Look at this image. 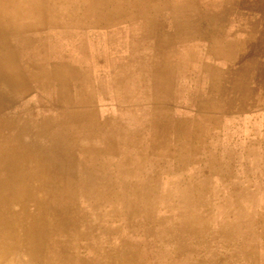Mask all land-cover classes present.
Instances as JSON below:
<instances>
[{
    "label": "rangeland",
    "instance_id": "1",
    "mask_svg": "<svg viewBox=\"0 0 264 264\" xmlns=\"http://www.w3.org/2000/svg\"><path fill=\"white\" fill-rule=\"evenodd\" d=\"M34 4L38 15L29 13ZM0 5V264H63L32 246L31 230L44 215L38 201L52 198L44 181L57 159L68 162L73 181L61 198L78 217L72 236H61L72 242L63 246L66 264H264V77H254L247 100L246 91L233 98L231 87L244 86L223 75L221 101L186 117L167 106L182 69L165 36L214 35L213 0ZM135 22L142 35L126 32L123 53L117 30ZM207 87L217 92L219 76L209 75ZM233 102L254 105L256 115L236 127L226 113Z\"/></svg>",
    "mask_w": 264,
    "mask_h": 264
},
{
    "label": "crops",
    "instance_id": "2",
    "mask_svg": "<svg viewBox=\"0 0 264 264\" xmlns=\"http://www.w3.org/2000/svg\"><path fill=\"white\" fill-rule=\"evenodd\" d=\"M214 1V10L219 13L217 14L219 18L214 21L217 29L214 35L198 34L183 39H175L173 34L165 36L166 46L169 44L170 50L177 53L182 69L180 87L172 91L170 101L167 100L169 101L167 106L173 113L176 112L183 117L204 107L207 100H222L224 95L221 88L223 83L221 76L223 75H228L225 81L231 86L234 83L244 86L241 89L231 87L230 91L235 90L237 94L233 97L235 100H238L237 91H246L245 100H247V92L254 93V77H264V0ZM223 12L230 14L223 17ZM130 26L127 28L123 25L117 30L118 48L123 53L125 49L123 45L128 35L133 39L142 35L136 22ZM211 74L219 76L217 92H211L207 87V78ZM248 84H251L253 88H248ZM150 104L151 111L153 108H158L157 99ZM244 105L233 102L229 105L230 111L226 112L230 120L235 119L231 123L236 127L244 118L245 122L253 119L254 105L247 102Z\"/></svg>",
    "mask_w": 264,
    "mask_h": 264
},
{
    "label": "bare ground",
    "instance_id": "3",
    "mask_svg": "<svg viewBox=\"0 0 264 264\" xmlns=\"http://www.w3.org/2000/svg\"><path fill=\"white\" fill-rule=\"evenodd\" d=\"M81 1V0H80ZM82 1H84V0H82ZM257 1V0H256ZM213 2H215L214 0H213ZM249 2V1H248ZM25 3H26V1H25ZM75 5V4H74ZM76 5H78V4H76ZM1 6V5H0ZM22 6V5H21ZM20 6V7H21ZM5 7V6H4ZM33 8V11H29V13H32V12H34L35 14H37L38 15V11H39V8H38V4H34L33 6H32ZM1 8H2V6H1ZM6 8V7H5ZM17 8V7H16ZM4 9V8H3ZM5 10V9H4ZM8 10V9H7ZM6 10V11H7ZM1 11V10H0ZM3 11V10H2ZM5 11V12H6ZM10 11V10H9ZM24 13H22V15H23ZM9 15V14H8ZM12 15V14H11ZM25 15V14H24ZM4 16V15H3ZM13 16V15H12ZM21 16V15H20ZM14 17V16H13ZM6 18V17H5ZM15 18V17H14ZM25 19V18H24ZM1 20H2V17H1ZM7 20V19H6ZM15 20V19H14ZM8 21H10V18L8 19ZM18 21V20H17ZM13 22H15V21H13ZM25 22V21H24ZM1 24H2V22H1ZM17 24H18V22H17ZM20 24V23H19ZM8 26V25H7ZM6 26V27H7ZM26 26V25H25ZM17 27H19V26H17ZM23 27V26H22ZM21 28V27H20ZM26 28V27H25ZM9 31V30H8ZM17 31H18V28H17ZM41 32V31H40ZM18 33V32H17ZM34 33V32H33ZM36 33V32H35ZM0 35L2 36L3 35V33L1 32L0 33ZM264 35V34H263ZM185 37H187V36H185ZM187 38H189V37H187ZM245 39V38H244ZM248 40V39H247ZM10 42V41H9ZM39 42V41H38ZM221 42V41H220ZM261 42V41H260ZM36 43V42H35ZM262 43V42H261ZM172 44V43H171ZM221 44H223V43H221ZM260 44V43H259ZM13 46V45H12ZM36 47V46H35ZM263 48V47H262ZM8 49H10V48H8ZM26 50V49H25ZM24 50V51H25ZM33 50V49H32ZM10 51V50H9ZM14 51V50H13ZM39 51V50H38ZM32 53V52H31ZM9 55H10V53H8ZM7 54V55H8ZM14 54V53H13ZM33 56H34V54H33ZM23 57H25V56H23ZM37 57V56H36ZM34 58V57H33ZM7 59V58H6ZM9 59V58H8ZM1 60V59H0ZM203 60V59H202ZM10 62H11V60H9ZM8 61V62H9ZM166 61V60H165ZM168 61V60H167ZM5 62V61H4ZM7 62V63H8ZM10 62H9V64H10ZM162 62V61H161ZM202 63V62H201ZM172 64V63H171ZM175 64V63H174ZM216 65V64H215ZM3 66V65H2ZM28 66V65H27ZM26 66V67H27ZM222 66V65H221ZM10 67V66H9ZM157 67V66H156ZM5 68H7V67H5ZM3 69V68H2ZM164 69V68H163ZM201 69V68H200ZM8 70V69H7ZM53 70V69H52ZM59 71V70H58ZM163 71V70H162ZM7 72V71H6ZM27 72V71H26ZM28 72H31V71H28ZM50 72V71H49ZM160 72V71H159ZM17 73V72H16ZM153 73V72H152ZM151 73V74H152ZM5 74V73H4ZM13 74H15V72L14 73H12V75ZM169 74V73H168ZM171 74V73H170ZM4 76V75H3ZM19 76V75H18ZM170 76H172V75H170ZM185 76V75H184ZM15 77V76H14ZM6 79V78H5ZM172 80H174V79H172ZM26 81V80H25ZM24 81V82H25ZM51 82V81H50ZM15 83V82H14ZM21 83V82H20ZM23 83V82H22ZM155 83V82H154ZM230 84V83H229ZM155 86H156V84H155ZM154 86V87H155ZM14 87H15V85H14ZM54 87V86H53ZM2 88V87H1ZM23 88V87H22ZM56 88H57V86H56ZM85 88V87H84ZM4 89V88H3ZM11 90V89H10ZM85 90V89H84ZM41 91V90H40ZM51 92V91H50ZM45 93V92H44ZM226 93V92H225ZM228 93V92H227ZM48 94V93H47ZM60 94V93H59ZM202 95V94H201ZM170 96V95H169ZM200 96V95H199ZM226 96V95H225ZM200 98V97H199ZM160 101V100H159ZM204 101V100H203ZM263 101V100H262ZM49 102V101H48ZM172 102V101H171ZM213 102V101H212ZM165 103V102H164ZM39 104V103H38ZM171 104V103H170ZM202 105V104H201ZM221 105V104H220ZM201 107V106H200ZM44 108H47V107H44ZM205 108H207V107H205ZM154 109V108H153ZM158 110V109H157ZM152 113V112H151ZM169 113V112H168ZM158 114V113H157ZM256 114H254V116H255ZM259 115V114H258ZM158 116V115H157ZM165 116V115H164ZM215 117V116H214ZM249 117V116H248ZM67 118V117H66ZM126 118V117H125ZM165 118V117H164ZM174 118V117H173ZM205 118V117H204ZM256 118V117H255ZM6 120V119H5ZM52 120V119H51ZM169 120V119H168ZM202 120V119H201ZM44 121V120H43ZM48 121V120H47ZM113 121H115V120H113ZM161 121V120H160ZM249 121V120H248ZM260 121V120H259ZM9 122H10V120H9ZM35 122V121H34ZM33 122V123H34ZM117 122V121H116ZM165 122H167V121H165ZM165 122H164V124H165ZM26 123V122H25ZM155 123H157V122H155ZM197 123V122H196ZM203 123V122H202ZM253 123V122H252ZM255 123H256V121H255ZM18 124V123H17ZM49 124V123H48ZM53 124V123H52ZM125 124V123H124ZM249 124V123H248ZM260 124V123H259ZM32 125V124H31ZM50 125V124H49ZM57 125H58V122H57ZM123 125V124H122ZM169 125H170V123H169ZM193 125V124H192ZM225 125V124H224ZM15 126V125H14ZM155 126V125H154ZM162 126V125H161ZM247 126V125H246ZM16 127V126H15ZM22 127V126H21ZM28 127V126H27ZM26 127V128H27ZM168 127V126H167ZM198 127V126H197ZM247 128V127H246ZM43 129V128H42ZM58 129V128H57ZM107 129H109V128H107ZM251 129V128H250ZM255 129H257V127L255 128ZM258 129H259V127H258ZM126 130V129H125ZM129 130V129H128ZM127 130V131H128ZM131 130V129H130ZM156 130V129H155ZM252 130V129H251ZM1 131V130H0ZM4 131V130H3ZM6 131V130H5ZM66 131V130H65ZM134 131V130H133ZM250 131V130H249ZM248 131V132H249ZM61 132V131H60ZM102 132H104V131H102ZM124 132V131H123ZM154 132H156V131H154ZM158 132V134H159V131H157ZM156 132V133H157ZM166 132V131H165ZM168 132V131H167ZM238 132V131H237ZM254 132V131H253ZM4 133V132H3ZM6 133V132H5ZM169 133V132H168ZM243 133V132H242ZM259 133V132H258ZM109 134H110V132H109ZM125 134V133H124ZM153 134V133H152ZM166 134V133H165ZM171 134V133H170ZM224 134V133H223ZM233 134V133H232ZM239 134V133H238ZM257 134V133H256ZM103 135V134H102ZM106 135V134H105ZM164 135V134H163ZM234 135V134H233ZM249 135V134H248ZM259 135V134H258ZM29 136V135H28ZM39 136V135H38ZM46 136H48V135H46ZM78 136H80V135H78ZM101 136V135H100ZM168 136H170V135H168ZM253 136V135H252ZM262 136H264V135H262ZM52 137V136H51ZM77 137V136H76ZM104 137V136H103ZM154 137V136H153ZM164 137V136H163ZM29 138V137H28ZM71 138V137H70ZM93 138V137H92ZM5 139V138H4ZM9 139H11V138H9ZM25 139H26V137H25ZM41 139V138H40ZM111 139V138H110ZM124 139H125V137H124ZM123 139V140H124ZM140 139V138H139ZM173 139H174V137H173ZM250 139V138H249ZM18 140V139H17ZM27 140V139H26ZM52 140V139H51ZM103 140V139H102ZM121 140V139H120ZM154 140V139H153ZM152 140V141H153ZM260 140V139H259ZM19 141V140H18ZM18 141H16L17 143H18ZM30 141H31V139H30ZM62 141V140H61ZM111 141V140H110ZM230 141V140H229ZM246 141H247V139H246ZM249 142L251 141V140H248ZM253 141V140H252ZM25 142V141H24ZM28 142V141H27ZM88 142V141H87ZM140 142V141H139ZM54 143V142H53ZM147 143V142H146ZM252 143V142H251ZM259 143V142H258ZM16 144V143H15ZM14 144V145H15ZM123 144H124V142H123ZM137 144V143H136ZM260 144V143H259ZM18 145V144H17ZM66 145H67V143H66ZM138 145V144H137ZM153 145V144H152ZM176 145V144H175ZM178 145V144H177ZM184 145V144H183ZM186 145V144H185ZM190 145V144H189ZM235 145V144H234ZM65 146V145H64ZM85 146V145H84ZM89 146V145H88ZM98 146V145H97ZM102 146V145H101ZM106 146V145H105ZM168 146V145H167ZM173 146V145H172ZM188 146V145H187ZM225 146V145H224ZM251 146V145H250ZM250 146H248V147H250ZM259 146V145H258ZM69 147V146H68ZM104 147V146H103ZM128 147H129V145H128ZM128 147H127V149H128ZM131 147V146H130ZM138 147V146H137ZM152 147V146H151ZM175 147V146H174ZM238 147V146H237ZM254 147V146H253ZM70 148V147H69ZM105 148V147H104ZM136 148V147H135ZM173 148V147H172ZM247 148V147H246ZM259 149H260V146L258 147ZM168 149V148H167ZM166 149V150H167ZM177 149V148H176ZM12 150V149H11ZM27 150V149H26ZM37 149H35V151H36ZM39 150H40V148H39ZM67 150H69V149H67ZM106 150V149H105ZM104 150V151H105ZM207 150V149H206ZM237 150H238V148H237ZM103 151V152H104ZM142 151V150H141ZM151 151H152V148H151ZM225 151V150H224ZM75 152V151H74ZM140 152V151H139ZM172 152V151H171ZM182 152V151H181ZM180 152V153H181ZM51 153H53V152H51ZM179 153V152H178ZM177 153V154H178ZM255 153V152H254ZM54 154V153H53ZM105 154V153H104ZM41 155V154H40ZM233 155H235V154H233ZM248 155V154H247ZM256 155V154H255ZM148 156V155H147ZM197 156V155H196ZM221 156V155H220ZM257 156V155H256ZM38 157V156H37ZM141 157V156H140ZM152 157V156H151ZM248 157V156H247ZM259 157H260V155H259ZM54 158V157H53ZM160 158V157H159ZM163 158V157H162ZM214 158V157H213ZM244 158H245V156H244ZM254 158V157H253ZM9 159V158H8ZM135 159V158H134ZM137 159V158H136ZM157 159V158H156ZM259 159V158H258ZM146 160V159H145ZM42 161H43V159H42ZM83 161V160H82ZM125 161V160H124ZM128 161H129V159H128ZM157 161V160H156ZM247 161V160H246ZM256 161H258V160H256ZM256 161H255V163H256ZM7 162V161H6ZM46 162V161H45ZM84 162V161H83ZM141 162V161H140ZM140 162H139V164H140ZM158 162V161H157ZM162 162V161H161ZM174 162V161H173ZM208 162V161H207ZM250 162H251V160H250ZM253 162V161H252ZM252 162L250 163V164H252ZM259 162V161H258ZM8 163V162H7ZM50 163V162H49ZM87 162H85V164H86ZM102 163V162H101ZM137 163V162H136ZM151 163V162H150ZM153 163V162H152ZM151 163V164H152ZM163 163V162H162ZM238 163V162H237ZM66 164H68V162L65 160V159H62L61 161H58V159L57 160H55V166H56V171L53 173V174H50V175H48L46 178H45V181H44V186H45V189H46V187L48 188V191H49V193H51V196H52V198L49 200L48 198H46V199H40L39 201H38V203H37V205H38V207L43 211V213H44V215H38L37 217H36V220H37V224L35 225V226H33V228L31 229L32 231H33V234L35 235V237H36V239H35V241L34 242H32V246H34V245H39V247H40V245H44L45 247H47V248H49V250L51 251L50 253H51V256L52 257H54V261H56L57 259L59 260V262H62L63 264H66L67 262H68V257H66V256H62V250L64 249L63 248V246L65 247V246H68V245H70L72 242H70V239H67V240H63L62 238H61V236H65V235H67V234H70L71 236H72V233H71V231H72V229H76V228H71V225H74V222L76 221L75 219H77L78 217L77 216H75L74 214H71V209H69V207H70V200L68 199L69 198V196L71 195V192H72V188H73V181H72V178H71V176H70V171H68V168L66 167ZM125 164V163H124ZM178 164V163H177ZM236 164V163H235ZM257 164V163H256ZM77 165V164H76ZM127 165V164H126ZM259 165H261V164H259ZM40 166V165H39ZM49 166V165H48ZM152 166V165H151ZM162 166V165H161ZM168 166V165H167ZM61 167V168H60ZM86 167V166H85ZM84 167V168H85ZM150 167V166H149ZM187 167V166H186ZM263 167V166H262ZM44 168H45V166H44ZM77 168V167H76ZM154 168V167H153ZM261 168V167H260ZM82 169V168H81ZM238 169V168H237ZM85 170V169H84ZM136 170V169H135ZM142 170V169H141ZM151 170V169H150ZM188 170V169H187ZM186 170V171H187ZM191 170V169H190ZM39 171H40V169H39ZM82 171V170H81ZM182 171V170H181ZM180 171V172H181ZM240 171H241V169H240ZM41 172V171H40ZM46 172V171H45ZM48 172V171H47ZM51 172V171H50ZM145 172V171H144ZM143 172V173H144ZM147 172V171H146ZM239 172V171H238ZM253 172H254V170H253ZM257 172V171H256ZM260 172H261V170H260ZM42 173H43V171H42ZM49 173V172H48ZM141 173V172H140ZM153 173V172H152ZM188 173V172H187ZM243 173H244V171H243ZM44 174V173H43ZM83 174H85V173H83ZM112 174V173H111ZM115 174V173H114ZM178 174V173H177ZM225 174V173H224ZM241 174V173H240ZM254 174H256V173H254ZM140 175V174H139ZM176 175V174H175ZM244 175V174H243ZM261 175H262V173H261ZM112 176V175H111ZM160 176V175H159ZM181 176H183V175H181ZM74 177V176H73ZM82 177H83V175H82ZM237 177H239V176H237ZM75 178V177H74ZM146 179H147V177H145ZM172 178V177H171ZM87 179V178H86ZM112 179V178H111ZM250 179V178H249ZM40 180V179H39ZM74 180V179H73ZM241 180H242V178H241ZM86 181V180H85ZM112 181V180H111ZM176 181H177V179H176ZM113 182H115V181H113ZM161 182H163V181H161ZM118 183V182H117ZM125 182H123V184H124ZM174 183V182H173ZM176 183V182H175ZM257 183H258V181H257ZM163 184V183H162ZM244 184V183H243ZM242 184V185H243ZM252 184V183H251ZM261 183H259V185H260ZM85 185V184H84ZM172 185V184H171ZM250 185V184H249ZM119 186V185H118ZM126 186V185H125ZM135 186V185H134ZM255 186H257V185H255ZM115 187V186H114ZM114 187H112V188H114ZM44 188V187H43ZM96 188V187H95ZM122 188V187H121ZM174 188V187H173ZM94 189V188H93ZM108 189H110L109 187H108ZM105 190V189H104ZM117 190V189H116ZM177 190V189H176ZM109 191V190H108ZM122 191H123V189H122ZM164 191V190H163ZM75 192V191H74ZM107 192V191H106ZM85 193V192H84ZM97 193V192H96ZM104 193V192H103ZM83 194V193H82ZM90 194H92V193H90ZM102 194V193H101ZM134 194V193H133ZM221 194V193H220ZM73 195V194H72ZM92 195H94V194H92ZM114 195V194H113ZM125 195V194H124ZM142 195V194H141ZM62 196H67L68 198H61ZM75 196V195H74ZM103 196H105V195H103ZM161 196V195H160ZM208 196V195H207ZM114 197V196H113ZM123 197V196H122ZM78 198V197H77ZM173 198V197H172ZM159 200V199H158ZM120 201V200H119ZM171 201V200H170ZM122 202V201H121ZM105 204V203H104ZM117 204V203H116ZM115 204V205H116ZM121 204V203H120ZM234 204V203H233ZM110 206V205H109ZM124 206V205H123ZM159 206V205H158ZM163 206V205H162ZM233 206V205H232ZM73 207V206H72ZM117 207V206H116ZM125 207V206H124ZM257 207V206H256ZM142 208V207H141ZM201 208V207H200ZM116 209V208H115ZM125 209V208H124ZM159 209H160V207H159ZM48 213L47 215H45V213ZM77 212V211H76ZM110 212V211H109ZM112 212V211H111ZM121 212V211H120ZM259 212V211H258ZM165 213V212H164ZM174 213V212H173ZM190 213V212H189ZM96 214V213H95ZM95 214H93L94 216H95ZM172 214V213H171ZM164 215V214H163ZM167 216V215H166ZM196 216V215H195ZM77 217V218H76ZM160 217V216H159ZM168 218V217H167ZM193 218V217H192ZM200 218V217H199ZM114 219H116V218H114ZM132 219V218H131ZM130 219V220H131ZM176 219V218H175ZM194 219V218H193ZM262 219V218H261ZM78 220V219H77ZM128 220V219H127ZM174 220V219H173ZM169 221V220H168ZM176 221V220H175ZM180 221V220H179ZM163 222V221H162ZM126 223V222H125ZM140 223V222H139ZM155 223V222H154ZM141 224V223H140ZM144 224V223H143ZM150 224V223H149ZM174 225V224H173ZM163 226V225H162ZM38 227H39V229H38ZM156 227V226H155ZM154 228V227H153ZM197 228V227H196ZM141 229V228H140ZM154 231H155V229H154ZM171 231V230H170ZM210 231V230H209ZM211 232V231H210ZM228 232H230V231H228ZM227 232V233H228ZM139 234V233H138ZM151 234H153V232L151 233ZM132 235V234H131ZM144 235V234H143ZM149 235V234H148ZM130 237V236H129ZM187 237V236H186ZM189 237V236H188ZM209 237V236H208ZM41 238V241L39 242L38 241V239H40ZM145 238V237H144ZM152 239V238H151ZM187 239V238H186ZM71 240H72V238H71ZM149 240V239H148ZM157 240V239H156ZM78 241H79V239H78ZM130 241V240H129ZM194 241V240H193ZM148 242V241H147ZM149 242H150V240H149ZM195 242V241H194ZM153 243V242H152ZM191 243V242H190ZM150 244V243H149ZM148 244V245H149ZM194 244V243H193ZM147 245V246H148ZM69 247V246H68ZM70 248V247H69ZM66 249V248H65ZM73 249H74V247H73ZM68 250V249H67ZM66 251V250H65ZM130 251V250H129ZM74 252V251H73ZM68 253V252H67ZM79 253V252H78ZM135 253V252H134ZM253 254V253H252ZM186 255V254H185ZM48 256V255H47ZM137 256V255H136ZM35 257H37V256H35ZM52 257H50V258H52ZM70 257V256H69ZM40 259H42V256L39 258V257H37V259L36 260H39V261H41ZM45 259V258H44ZM151 259V258H150ZM51 260V259H50ZM35 261V260H34ZM49 262V261H48ZM207 262V261H206ZM205 262V263H206ZM211 264V263H210Z\"/></svg>",
    "mask_w": 264,
    "mask_h": 264
}]
</instances>
